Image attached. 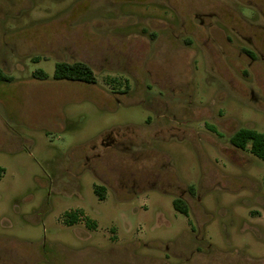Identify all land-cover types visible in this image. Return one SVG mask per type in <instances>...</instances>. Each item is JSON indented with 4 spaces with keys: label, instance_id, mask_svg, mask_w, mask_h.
Here are the masks:
<instances>
[{
    "label": "rangeland",
    "instance_id": "1",
    "mask_svg": "<svg viewBox=\"0 0 264 264\" xmlns=\"http://www.w3.org/2000/svg\"><path fill=\"white\" fill-rule=\"evenodd\" d=\"M228 1L264 25V0ZM217 8L0 0V67L13 76L0 81V264H264V159L231 142L241 127L264 132V42L252 60L246 24L232 31ZM78 59L96 83L53 78L57 61ZM157 110L166 187L179 182L189 215L175 195L119 189L130 164L101 143L114 129L143 130ZM93 144L115 189L104 198L83 164Z\"/></svg>",
    "mask_w": 264,
    "mask_h": 264
},
{
    "label": "flooded vegetation",
    "instance_id": "2",
    "mask_svg": "<svg viewBox=\"0 0 264 264\" xmlns=\"http://www.w3.org/2000/svg\"><path fill=\"white\" fill-rule=\"evenodd\" d=\"M216 1L218 8L215 12H212V14L215 15L216 18L218 17L231 21L232 25H230V28L232 31H236L234 25L235 21L238 23L239 20L246 24L251 38H248L249 45L244 46L243 49L251 56L252 60H254L256 58L254 50L258 53L260 52L258 50L256 39L260 37L262 39L261 41L264 42V38L261 37V31L264 29V25L250 20L242 14L232 2L228 0ZM240 2L246 3L245 0H238V3ZM261 11L263 12L262 9ZM74 61L86 62L82 59ZM156 99L159 103L163 104L164 108H166V102L163 99ZM164 113L166 112L162 111L160 113L157 110V118L155 120H153L152 117H148L146 120L147 124L144 126L143 130L139 126H127L123 130L114 129L102 136V145L107 149H112L116 152L118 155L117 162L121 165L126 162L128 165L130 164L128 167V170L130 171L126 174L120 173L117 178L119 189L136 194L145 193L151 190L169 193L176 197H181L180 195L183 194V190H180L181 188L178 185L179 182L175 179L170 182L168 185L169 187H166V151L164 150L166 144V114ZM150 121L151 123H149ZM142 132L153 133L151 135L153 140L151 141L149 139V135L142 136ZM124 138L127 140H123ZM156 142H159L161 145H156ZM96 145L97 144L92 145V152L86 156L83 164L85 167L93 170L95 180L93 183V190L96 194L98 190H102L105 195L107 192L114 193L115 189L112 186L110 179L98 174L97 164L101 157L99 156V152L96 153L98 149ZM126 176L128 178H126ZM176 191H180V193L178 194Z\"/></svg>",
    "mask_w": 264,
    "mask_h": 264
},
{
    "label": "trees",
    "instance_id": "3",
    "mask_svg": "<svg viewBox=\"0 0 264 264\" xmlns=\"http://www.w3.org/2000/svg\"><path fill=\"white\" fill-rule=\"evenodd\" d=\"M33 75L38 78H48L49 74L43 68H37L33 71ZM53 78L62 80H80L86 83H96L98 80L95 70L86 62L83 61H59L56 63ZM13 76L7 74L2 67H0V81H12ZM231 142L242 149H246L250 145L251 151L264 159V132L257 131L249 127H241L231 136ZM100 198H104L105 194L102 190L97 192ZM175 208L189 215L190 207L188 202L182 197H175L173 199ZM70 222L74 223L77 220L76 214L70 215Z\"/></svg>",
    "mask_w": 264,
    "mask_h": 264
}]
</instances>
